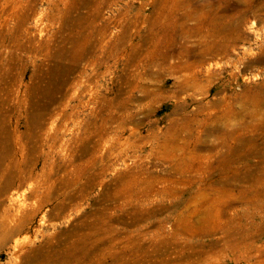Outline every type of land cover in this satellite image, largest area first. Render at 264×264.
<instances>
[{
    "label": "rangeland",
    "instance_id": "rangeland-1",
    "mask_svg": "<svg viewBox=\"0 0 264 264\" xmlns=\"http://www.w3.org/2000/svg\"><path fill=\"white\" fill-rule=\"evenodd\" d=\"M0 116V264H264V0H0Z\"/></svg>",
    "mask_w": 264,
    "mask_h": 264
},
{
    "label": "bare ground",
    "instance_id": "bare-ground-1",
    "mask_svg": "<svg viewBox=\"0 0 264 264\" xmlns=\"http://www.w3.org/2000/svg\"><path fill=\"white\" fill-rule=\"evenodd\" d=\"M240 1V0H239ZM52 2V1H51ZM244 2V1H243ZM95 3V2H94ZM242 2H240V4H241ZM96 5V4H95ZM256 5V4H255ZM55 6V5H54ZM76 6V5H75ZM244 6V5H243ZM28 8V7H27ZM96 8V7H95ZM29 9V8H28ZM27 9V10H28ZM244 9V8H243ZM30 10V9H29ZM173 10V9H172ZM97 11V10H96ZM169 11V10H168ZM32 12H34V11H32ZM66 12V11H65ZM74 12V11H73ZM95 13V12H94ZM26 14V13H25ZM67 14V13H66ZM86 14V13H85ZM23 15V14H22ZM32 15H33V13H32ZM14 16V15H13ZM67 16V15H66ZM65 16V17H66ZM15 17V16H14ZM25 18V17H24ZM58 18V17H57ZM61 18H64V17H62L61 16ZM75 18V17H74ZM12 19V18H11ZM65 19V18H64ZM35 20H37V19H35ZM74 20V19H73ZM72 20V21H73ZM24 21V20H23ZM39 21V20H38ZM65 21H66V19H65ZM14 22V21H13ZM202 22V21H201ZM64 23V22H63ZM74 23H75V21H74ZM87 23V22H86ZM16 24H18V22L16 23ZM23 24H24V22H23ZM204 24V23H203ZM201 25V24H200ZM84 26V25H83ZM64 27V26H63ZM13 28V27H12ZM14 29V28H13ZM15 30V29H14ZM25 30V29H24ZM85 30V29H84ZM16 31V30H15ZM58 31H60V30H58ZM33 33V32H32ZM28 34V33H27ZM31 34V33H30ZM71 34V33H70ZM36 35V34H35ZM41 35V34H40ZM40 35H39V37H40ZM72 35V34H71ZM74 35V34H73ZM31 36H32V34H31ZM76 36V35H75ZM35 37V36H34ZM68 37V36H67ZM66 37V38H67ZM72 38V37H71ZM11 40V39H10ZM85 40V39H84ZM35 41V40H34ZM74 41V40H73ZM76 41L77 40H75V43H76ZM79 41V40H78ZM88 42V41H87ZM90 42V41H89ZM13 43V42H12ZM11 43V44H12ZM47 43V42H46ZM84 43V42H83ZM82 43V44H83ZM96 43V42H95ZM4 44H6V43H4ZM33 44H34V42H33ZM40 44V43H39ZM45 44V43H44ZM64 44V43H63ZM36 45V44H35ZM41 45V44H40ZM50 45V44H49ZM71 45H72V43H71ZM84 45V44H83ZM85 45H86V43H85ZM25 46V45H24ZM73 46V45H72ZM79 46V45H78ZM166 46V45H165ZM8 47V46H7ZM85 47V46H84ZM2 48V47H1ZM48 48V47H47ZM79 48V47H78ZM81 48V47H80ZM45 49V48H44ZM60 49V48H59ZM85 49V48H84ZM61 50H63V49H61ZM80 50V49H79ZM79 50H78V52H79ZM35 51V50H34ZM37 51V50H36ZM85 51V50H84ZM67 52V51H66ZM158 52V51H157ZM28 53V52H27ZM33 53V52H32ZM74 53V52H73ZM36 54H38V53H36ZM50 54V53H49ZM61 54V53H60ZM64 54V53H63ZM65 55V54H64ZM68 55H69V53H68ZM67 55V56H68ZM82 55V54H81ZM38 56H40V55H38ZM166 56V55H165ZM54 57V58H53ZM60 57V56H59ZM82 57V56H81ZM85 57V56H84ZM161 57V56H160ZM52 58H53V60H52V62L54 61V59L56 58V59H58V60H60V58H58V56L56 57V56H52ZM51 58V59H52ZM71 58V57H70ZM43 59V58H42ZM50 59V58H49ZM156 59V58H155ZM33 60V59H32ZM29 61V60H28ZM50 61V60H49ZM69 61V60H68ZM74 61V60H73ZM38 62H40V61H38ZM51 62V61H50ZM57 62V61H56ZM79 62V61H78ZM157 62V61H156ZM155 62V63H156ZM73 63V62H72ZM39 64H41V63H39ZM75 64V63H74ZM24 66V65H23ZM53 66H54V63L52 64V66H51V69L53 68ZM56 66V65H55ZM54 66V67H55ZM8 68V67H7ZM58 68V65L56 66V69ZM64 68V67H63ZM64 70V69H63ZM62 70V71H63ZM43 71V70H42ZM63 73H65V72H63ZM67 73H68V71H67ZM8 75V74H7ZM68 75V74H67ZM45 77V76H44ZM47 77V76H46ZM54 77V76H53ZM59 77V76H58ZM8 78V77H7ZM41 78V77H40ZM55 78V77H54ZM62 78H63V76H62ZM33 79V81H34V78H32ZM43 79V78H42ZM60 80V79H59ZM63 80H64V78H63ZM5 81V80H4ZM54 83V82H53ZM46 84H47V81H46ZM49 84V83H48ZM55 84V83H54ZM50 85V84H49ZM55 86V85H54ZM67 87V86H66ZM37 88V86H36V83H34L33 84V89H36ZM32 89V90H33ZM48 89V88H47ZM46 90V89H45ZM53 91V90H52ZM44 92V91H43ZM66 92V91H65ZM35 93V92H34ZM258 93H259V91H258ZM48 94V93H47ZM64 94V93H63ZM40 95V94H39ZM40 97V96H39ZM48 98V97H47ZM58 98V97H57ZM46 99V98H45ZM54 99V98H53ZM106 99V98H105ZM253 99V98H252ZM61 100V99H60ZM33 101V100H32ZM102 101V100H101ZM105 101V100H104ZM35 102V101H34ZM33 102V103H34ZM60 102V101H59ZM103 102V101H102ZM50 103V102H49ZM242 103V102H241ZM55 104V103H54ZM261 104V102H260V99H259V105ZM31 106H32V104H31ZM30 106V107H31ZM38 106V105H37ZM47 108V107H46ZM35 109H36V105L34 104L33 105V110H34V115H33V117H32V119H33V122L35 123V118L37 119L38 117H39V115H38V117L36 116V112H35ZM40 109V108H39ZM37 110V109H36ZM40 110H43V109H40ZM52 110V109H51ZM110 110V109H109ZM40 112V111H39ZM44 112V111H43ZM110 112V111H109ZM243 112V111H242ZM110 113H112V112H110ZM109 113V114H110ZM47 115V114H46ZM60 115V114H59ZM241 115V114H240ZM258 116V115H257ZM256 116V117H257ZM1 117V116H0ZM112 118H114V117H112ZM111 118V119H112ZM258 118V117H257ZM30 119V118H29ZM41 119V118H40ZM44 119V118H43ZM222 121V120H221ZM107 122V121H106ZM34 127L35 126H33V127H31V132H30V135H29V139L30 138H32V140H33V138H34V136H35V132H34ZM39 127V126H38ZM49 127V126H48ZM262 130L264 131V126L262 127ZM41 131H43V130H41ZM233 131V130H232ZM237 131V130H236ZM258 132H259V130H258ZM28 135V134H27ZM170 136V135H169ZM92 137V136H91ZM25 138V137H24ZM88 138H90V136L88 137ZM175 138H176V136H175ZM166 140V139H165ZM246 140H248V139H246ZM92 141V140H91ZM84 142H85V140H84ZM184 142V141H183ZM237 142V141H236ZM248 142V141H247ZM2 144V139H1V137H0V145ZM85 144V143H84ZM214 144V143H213ZM238 144V143H237ZM248 144V143H247ZM182 145V144H181ZM243 145H244V143H239L238 144V146L237 147H235V148H232V149H229V151H228V153H226V154H223V155H221L220 156V158H219V160H220V163L224 166V165H228L230 168L229 169H227V170H225L224 171V176L222 177V179H221V181H220V186L221 187H223V188H228V189H230V188H233V183L231 182V179L232 180H236V181H238L237 183H239L240 182V180H241V175H240V171L239 170H233V169H231V166L233 165V163L234 162H237V161H239V160H241V158H247L248 156H252V157H254L255 158V156L256 157H258L259 158V160H257V161H259V166H261L262 164H264V141L262 142V147L261 146H257V147H253V145H250V144H248L249 146H246L245 148L243 147ZM257 145V144H256ZM261 145V144H260ZM84 146V145H83ZM186 146V145H185ZM93 147V146H92ZM97 147V146H96ZM161 147V146H160ZM163 147V146H162ZM165 147V146H164ZM184 148V147H183ZM185 149V148H184ZM85 150H86V148H85ZM84 150V151H85ZM166 150V149H165ZM182 150V149H181ZM185 150H187V149H185ZM194 150V149H193ZM2 151V150H1ZM4 151V150H3ZM88 151V150H87ZM189 151V150H188ZM5 152V151H4ZM79 152V151H78ZM172 152V151H171ZM229 152H231V153H229ZM164 153H165V151H164ZM82 154V153H81ZM80 156H82V155H80ZM84 156V155H83ZM94 157H95V155H94ZM96 158V157H95ZM89 159V158H88ZM3 162V161H2ZM219 162V161H218ZM0 163H1V160H0ZM89 163V162H88ZM93 168V167H92ZM258 168V167H257ZM97 169V168H96ZM259 169H260V167H259ZM29 170V169H28ZM94 170V169H93ZM93 170H91V171H93ZM253 170H255V169H253ZM79 171V170H78ZM250 171V170H249ZM257 171V170H256ZM4 174V173H3ZM20 174L21 173H19V172H17V173H13V172H9V173H6L5 175H3V176H1L0 177V196H3V195H5L6 193H8V190H10L9 188H12V186H14L13 185V181H14V179L17 177V178H19V176H20ZM144 174V173H143ZM31 176H32V174L31 175H29L28 177H27V184L29 183V186H31L33 183H31L30 181H33V178H31ZM86 176V175H85ZM93 177V176H92ZM261 177H262V174L261 175H259V177H256V176H253L252 178H250L249 179V181H251L252 183H258V182H260L261 181ZM35 178V177H34ZM85 178V177H84ZM245 178H246V176H245ZM144 179V178H143ZM19 180V179H18ZM38 180V179H37ZM82 181V180H81ZM89 181H91V179L89 180ZM136 181V180H135ZM263 181H264V179H263ZM46 182V181H45ZM44 182V183H45ZM70 182V181H69ZM153 182V181H152ZM151 182V183H152ZM20 183V182H19ZM64 183V182H63ZM79 183V182H78ZM15 184V183H14ZM23 183H20V184H18L17 183V186H21ZM53 184V183H52ZM76 184V183H75ZM96 184V183H95ZM45 185V184H44ZM48 185V184H47ZM143 185V184H142ZM150 185V184H149ZM28 186V187H29ZM78 186V185H77ZM32 187V186H31ZM69 187V186H68ZM92 186H90V188H91ZM142 187H144V186H142ZM36 188H37V186H36ZM49 188V187H48ZM85 188V187H84ZM136 188V187H135ZM20 189V188H19ZM47 189V188H46ZM50 189V188H49ZM75 189V188H74ZM65 190V189H64ZM264 190V189H263ZM66 191V190H65ZM156 191V190H155ZM160 191V190H159ZM18 192V191H17ZM17 192L15 191L14 193H12L11 192V194H10V196L9 197H17V196H19L20 194H17ZM24 192V191H23ZM26 192V191H25ZM28 192V191H27ZM30 192V191H29ZM28 192V193H29ZM54 192V191H53ZM60 192V191H59ZM63 192V191H62ZM61 192V193H62ZM140 192V191H139ZM144 192V191H143ZM255 192V191H254ZM27 193V194H28ZM47 193V192H46ZM60 193V194H61ZM36 194H39V193H36ZM53 194V193H52ZM63 194V193H62ZM69 194H71V193H69ZM48 195V194H47ZM81 195H82V193H81ZM34 196H35V194H34ZM46 196V195H45ZM51 196V195H50ZM55 196H57V195H55ZM262 196V195H261ZM20 197V196H19ZM27 197V196H26ZM33 197V196H32ZM38 197V196H37ZM40 197V196H39ZM63 197V196H62ZM73 197V196H72ZM82 197V196H81ZM52 198V197H51ZM58 198V197H57ZM100 198V197H99ZM47 199H49V198H47ZM60 199H62V198H60ZM21 200V199H20ZM41 200V199H40ZM44 200V199H43ZM54 200V199H53ZM68 200V199H67ZM8 201H10V200H8ZM18 201V200H17ZM37 201V200H36ZM58 201V200H57ZM56 201V202H57ZM62 201V200H61ZM38 202V201H37ZM55 202V203H56ZM66 202V201H65ZM70 202V201H69ZM68 202V203H69ZM209 205H210V209L208 210V211H210V212H212L213 210H216V214H218L220 211H221V209L222 208H220L222 205H221V202H219L218 200H215V198H212V199H209ZM255 202V204H257V201H254ZM10 203V202H9ZM43 203V202H42ZM76 203V202H75ZM26 204V203H25ZM197 203H195V205H196ZM7 205V204H6ZM11 205V204H10ZM15 205V204H14ZM57 205H58V203H57ZM77 205H79V204H77ZM176 205V204H175ZM7 206H9V205H7ZM66 206V205H65ZM14 207V206H13ZM37 207V206H36ZM259 207H264V199H260L259 200ZM80 208V207H79ZM70 209H71V207H70ZM73 209V208H72ZM7 210V209H6ZM14 210V209H13ZM21 210V209H20ZM37 210H40V209H37ZM81 210V209H80ZM73 211V210H72ZM47 212V211H46ZM55 212V211H54ZM53 212V213H54ZM65 212V211H64ZM67 212V211H66ZM81 212V211H80ZM193 212V214L195 213V212H197V209L196 210H193L192 211ZM32 213V212H31ZM63 213V212H62ZM196 214V213H195ZM57 215V214H56ZM55 215V216H56ZM60 215V214H59ZM67 215V214H66ZM213 215V218H212V220L214 221L215 220V214H212ZM18 216V215H17ZM30 216H32V215H30ZM52 216V215H51ZM7 217V216H6ZM12 217V216H11ZM28 217H29V215H28ZM33 217V216H32ZM31 217V218H32ZM44 217V216H43ZM23 218V217H22ZM42 218V217H41ZM189 218V217H188ZM1 219V218H0ZM80 220H81V218H79ZM84 219V218H83ZM87 219V218H86ZM95 219V218H94ZM104 219V218H103ZM49 220V219H48ZM184 220H186L185 218H184ZM2 221H3V219H2ZM21 221V220H20ZM27 221V220H26ZM30 221H32V220H30ZM96 221V220H95ZM100 221H101V219H100ZM189 221V220H188ZM187 221V222H188ZM10 222H11V220H10ZM87 222H88V220H87ZM185 222V221H184ZM29 223V222H28ZM42 223V222H41ZM80 223V222H79ZM82 223H84V222H82ZM96 223V222H95ZM98 223V222H97ZM96 223V224H97ZM122 223H124V222H122ZM135 223H136V221H135ZM8 224V223H7ZM6 224V225H7ZM51 224V223H50ZM126 224H129V223H126ZM138 224H139V222H138ZM185 224V223H184ZM12 225V224H11ZM187 225V224H186ZM8 226V225H7ZM10 226V225H9ZM80 226V225H79ZM98 226V225H97ZM126 226V225H125ZM130 226V225H129ZM13 227H14V225H13ZM85 227V226H84ZM182 227V226H181ZM198 227V226H197ZM205 227V226H204ZM27 228V227H26ZM97 228V227H96ZM199 228V227H198ZM212 228V227H211ZM69 229V228H68ZM85 229V228H84ZM83 229V230H84ZM92 229V228H91ZM20 230V229H19ZM82 230V229H81ZM199 230V229H198ZM202 230V229H201ZM204 230V229H203ZM208 230V229H207ZM212 230V229H211ZM13 231H14V228H13ZM41 231V230H40ZM77 231V230H76ZM5 232V231H4ZM7 232V231H6ZM36 232V231H35ZM100 232H101V230H100ZM9 233V232H8ZM24 233H25V231H24ZM37 233V232H36ZM41 233V232H40ZM39 233V234H40ZM38 234V235H39ZM46 234V233H45ZM93 234V233H92ZM237 234V236L236 235H234V234H230L231 235V237H235L234 239H233V241L231 240V239H229L227 242H226V250L229 252V253H231V254H234L236 251H237V248L239 247H241L240 245H242V243L244 242V241H246L247 240V235H244L243 233H236ZM59 235V234H58ZM57 235V236H58ZM99 235V234H98ZM101 235V234H100ZM206 235V234H205ZM10 236V235H9ZM56 236V237H57ZM68 236V235H67ZM94 236V235H93ZM93 236H92V238H93ZM16 237V236H15ZM34 237V236H33ZM32 237V238H33ZM69 237V236H68ZM23 238V237H22ZM51 238H52V236H51ZM51 238H49V239H51ZM73 238V237H72ZM95 239V238H94ZM102 239H103V236H102ZM249 239V238H248ZM2 240H3V238H2ZM17 240V239H16ZM80 240V239H79ZM79 240L77 239L76 241V243H72V244H70L65 250H64V252L63 253H61L60 251H57V253L54 255V260L56 261V264H58V262H59V264H65L66 263V261H70V260H72V259H80L81 257H83V254H84V251L82 252V249H81V247L79 246ZM5 241H6V239H5ZM8 241H10V239H8ZM23 241H26V240H23ZM35 241V240H34ZM38 241V240H37ZM44 241V240H43ZM42 241V242H43ZM47 241V240H46ZM55 242V241H54ZM59 242V241H58ZM107 242V241H106ZM24 243V242H23ZM2 244V243H1ZM16 244H19V243H16ZM77 244V245H76ZM86 244V243H85ZM9 245H10V243H9ZM24 245V244H23ZM57 245V244H56ZM16 246V245H15ZM19 246V245H18ZM54 246V245H53ZM90 246V245H89ZM96 246V245H95ZM102 246V245H101ZM109 246V245H108ZM209 246V245H208ZM216 246H217V244L216 243H212V245H211V248L214 250L215 248H216ZM20 247V246H19ZM103 247V246H102ZM14 249L16 248V247H13ZM60 248V247H59ZM73 248H74V250H73ZM100 248V247H99ZM98 248V249H99ZM31 249V248H30ZM84 249H85V246H84ZM83 249V250H84ZM246 249V248H245ZM22 250V249H21ZM108 250H109V248H108ZM224 250V249H223ZM39 251V250H38ZM92 251V250H91ZM103 251V250H102ZM43 252V251H42ZM80 252V253H79ZM203 252V251H202ZM14 253V252H13ZM12 253V254H13ZM100 253V252H99ZM220 252L219 251H217V252H215L214 254L217 256V254H219ZM19 254V253H18ZM36 255H37V253H35ZM86 254H88V253H86ZM86 254H84V255H86ZM90 254V253H89ZM88 254V255H89ZM94 254V253H93ZM103 254V253H102ZM203 254V253H202ZM15 255V254H14ZM13 255V256H14ZM92 255V254H91ZM95 255V254H94ZM240 255V254H239ZM38 256V255H37ZM40 256V255H39ZM104 256V255H103ZM106 256V255H105ZM107 256H108V254H107ZM14 257H16V256H14ZM92 257V256H91ZM97 257V256H96ZM100 257H102L101 255H100ZM219 257V256H218ZM12 258V257H11ZM88 258V257H87ZM95 258V257H94ZM189 258V257H188ZM15 259V258H14ZM13 259V260H14ZM25 259V258H24ZM32 259V258H31ZM36 259V258H35ZM101 259V258H100ZM105 259H107V258H105ZM74 260V261H75ZM87 260H89V259H87ZM118 260V259H117ZM16 261V260H15ZM31 261V260H30ZM45 261V260H44ZM90 261V260H89ZM27 262H28V260H27ZM72 262V261H71ZM84 262V261H83ZM99 262V261H98ZM108 262H109V260H108ZM123 262V261H122ZM31 264H32V262H30ZM75 263V262H74ZM81 263V262H80ZM89 263V262H88ZM87 263V264H88ZM90 263H92V262H90ZM113 263V262H112ZM118 263V262H117ZM36 264V263H35ZM49 264V263H48ZM70 264V263H69ZM119 264V263H118Z\"/></svg>",
    "mask_w": 264,
    "mask_h": 264
}]
</instances>
